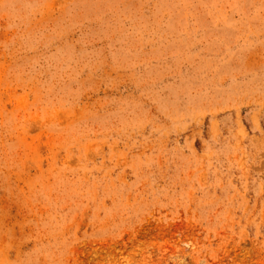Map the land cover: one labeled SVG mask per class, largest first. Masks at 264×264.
Listing matches in <instances>:
<instances>
[{"label": "rangeland", "instance_id": "obj_1", "mask_svg": "<svg viewBox=\"0 0 264 264\" xmlns=\"http://www.w3.org/2000/svg\"><path fill=\"white\" fill-rule=\"evenodd\" d=\"M0 264H264V0H0Z\"/></svg>", "mask_w": 264, "mask_h": 264}]
</instances>
